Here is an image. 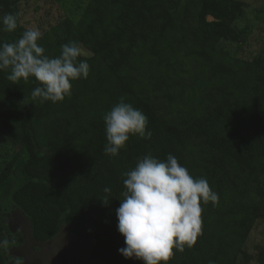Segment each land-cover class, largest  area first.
<instances>
[{
    "label": "trees",
    "instance_id": "16d2710c",
    "mask_svg": "<svg viewBox=\"0 0 264 264\" xmlns=\"http://www.w3.org/2000/svg\"><path fill=\"white\" fill-rule=\"evenodd\" d=\"M23 1L0 0V17L19 14L15 31L0 30V43L29 29ZM68 2L78 12L40 30L38 43L57 57L61 45L77 42L87 51L78 59L89 63L88 77L71 81V94L53 103L31 96L40 86L34 77L14 83L6 78L10 70L0 71V241L9 242L0 247V264L24 262L8 250L24 240L7 224L14 209L26 215L38 252L67 229L91 244L94 262L143 264L119 253L125 244L115 210L138 159L168 154L219 196L215 205L201 203L196 242L173 249L168 264H249L247 241L264 222V53L243 54L251 30L238 22L246 3ZM122 100L147 117L151 135L130 136L117 155H106L104 116ZM255 254L264 264V246ZM57 261L71 259L62 252Z\"/></svg>",
    "mask_w": 264,
    "mask_h": 264
},
{
    "label": "clouds",
    "instance_id": "9594fccd",
    "mask_svg": "<svg viewBox=\"0 0 264 264\" xmlns=\"http://www.w3.org/2000/svg\"><path fill=\"white\" fill-rule=\"evenodd\" d=\"M18 15L6 13L0 17L5 32L18 27ZM41 33L26 29L15 42L0 43V71L10 70L7 79L18 82L34 77L40 86L31 96L53 103L63 101L71 94V81L86 79L90 72L81 46L75 41L61 45L60 55H45L38 43ZM106 144L104 153L115 156L130 136L150 138L145 133L147 117L123 100L115 104L104 116ZM125 191L115 210L117 230L124 237L119 253L143 264H168L173 249L183 251L191 247L202 230L201 203L218 202V193L210 188L206 178H194L173 154L165 160L145 155L135 167L125 173ZM110 188L104 189L109 193ZM108 205L107 199L102 200ZM8 240L0 241V247Z\"/></svg>",
    "mask_w": 264,
    "mask_h": 264
},
{
    "label": "rangeland",
    "instance_id": "374dc122",
    "mask_svg": "<svg viewBox=\"0 0 264 264\" xmlns=\"http://www.w3.org/2000/svg\"><path fill=\"white\" fill-rule=\"evenodd\" d=\"M68 1L66 2V5H64L56 2V0H24L21 4L23 20L29 29L42 31L51 24L58 22V20L66 14L78 12V6H71ZM243 1L246 3V14L238 23L240 26H246V28L251 30L243 45V54L245 56H251L258 52L264 53V0ZM225 47L235 54L242 52V46L235 43H225ZM82 52L87 54V51L83 48ZM7 224L14 235H18V232H21L24 239L21 244L10 247L8 249L9 254L23 257L24 262L21 264H35L34 259L39 252L34 249L37 246V243L31 235L26 215L21 210L14 209L7 220ZM258 245L264 246L263 221L257 222L246 244L247 250L252 255L249 264H257L255 253ZM90 249L91 245L89 243L87 244V249H78L79 251L71 257L69 264H105L104 262L99 261L94 262V260L90 258Z\"/></svg>",
    "mask_w": 264,
    "mask_h": 264
},
{
    "label": "water",
    "instance_id": "95a60500",
    "mask_svg": "<svg viewBox=\"0 0 264 264\" xmlns=\"http://www.w3.org/2000/svg\"><path fill=\"white\" fill-rule=\"evenodd\" d=\"M87 244L88 242L79 239L67 229H63L53 239L43 244L34 259V263L41 264L54 262L57 264V257L62 252H66L71 259V257L80 249H87Z\"/></svg>",
    "mask_w": 264,
    "mask_h": 264
}]
</instances>
